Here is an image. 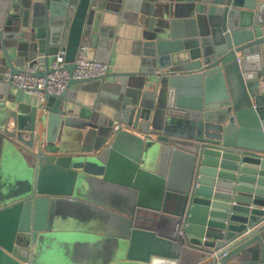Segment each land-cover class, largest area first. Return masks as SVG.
Returning <instances> with one entry per match:
<instances>
[{
    "label": "water",
    "instance_id": "95a60500",
    "mask_svg": "<svg viewBox=\"0 0 264 264\" xmlns=\"http://www.w3.org/2000/svg\"><path fill=\"white\" fill-rule=\"evenodd\" d=\"M129 7L137 71L40 106L4 80L59 50L71 74L81 44L99 60L104 17ZM263 23L264 0H0V264H69L64 212L100 205L118 236L95 264H264ZM97 183L127 194L105 204Z\"/></svg>",
    "mask_w": 264,
    "mask_h": 264
},
{
    "label": "crops",
    "instance_id": "0c3cea01",
    "mask_svg": "<svg viewBox=\"0 0 264 264\" xmlns=\"http://www.w3.org/2000/svg\"><path fill=\"white\" fill-rule=\"evenodd\" d=\"M132 7V6H131ZM122 15L119 16L117 13L107 14L101 25L102 26H111L114 27L113 38L111 41V36L109 38V42L107 46H104L99 53L100 59L98 61H102L108 64V54L112 49V54L110 56L109 62V70L108 73H124V72H133L137 71L140 65V59L143 49V41L141 38L142 27L140 25L139 17L135 13L133 8L124 9L121 11ZM259 32V31H258ZM87 54L89 58L96 59L97 50L96 46H87ZM97 60V59H96ZM51 63V62H50ZM113 80V78H109L108 80ZM85 87H91V84L85 85ZM78 86L71 87V90L76 91V101L89 105L92 102V97L94 94H91V99L89 100V94L83 92L81 90H76ZM20 92L17 90V93ZM72 93V92H71ZM23 100L30 104H37L40 106V102L38 101L37 97L34 95L22 93ZM71 105V104H70ZM182 175V170L180 168L175 170L174 177L179 179ZM89 195L94 198H99L100 201L103 199L106 200L107 197H112L113 195L118 196L116 199H120L122 194H127L125 190L121 188H113L109 184L97 183L94 184L91 189H88ZM113 194V195H112ZM121 195V196H120ZM122 198V197H121ZM103 203H108L103 201ZM108 205V204H107ZM102 210H95L91 209L86 214L87 216L83 219L79 220V222H84L88 218L87 225H80L81 229L86 228L89 230L87 233H94L95 229H97V233L99 239L103 236H100V233L103 234H110L112 230L110 226V214H109V207H103V205L99 206ZM70 212L72 209L69 210ZM111 211V210H110ZM77 213L78 218H81L85 213L84 211H74ZM98 216V220L96 221V217ZM100 217V218H99ZM105 217V220L102 221V218ZM81 224V223H80ZM94 236V234H92ZM91 238L80 239L73 242V246H70L74 251L73 263L72 264H95L97 263L98 253H103L105 247L102 244V241L96 239L92 236ZM112 238V236L110 237ZM103 247V248H101ZM103 249V250H102Z\"/></svg>",
    "mask_w": 264,
    "mask_h": 264
},
{
    "label": "built area",
    "instance_id": "2783aa9c",
    "mask_svg": "<svg viewBox=\"0 0 264 264\" xmlns=\"http://www.w3.org/2000/svg\"><path fill=\"white\" fill-rule=\"evenodd\" d=\"M257 32L264 37V23L259 25ZM64 53V50L56 53L45 75H38L44 71L42 65L27 63L15 75L6 72L4 80L10 81L18 91L36 96L40 104H43L48 97L60 95L70 79L96 78L105 75L109 70L107 63L89 58L87 47L82 45L77 50L75 67L70 74L65 68Z\"/></svg>",
    "mask_w": 264,
    "mask_h": 264
},
{
    "label": "rangeland",
    "instance_id": "374dc122",
    "mask_svg": "<svg viewBox=\"0 0 264 264\" xmlns=\"http://www.w3.org/2000/svg\"><path fill=\"white\" fill-rule=\"evenodd\" d=\"M85 194L88 197H92L91 195H89V193L87 191H85ZM111 198L112 197H107L106 200L103 199L102 201H106V202L109 203L111 201ZM68 208H69V206L66 207V210ZM74 211H84L85 214L83 216H81V218H78L77 215H75L77 213H74ZM88 211H91V209H89L86 206L85 207L84 206H82V207L80 206V207H77L76 209L73 208L71 212L70 211L64 212L65 213V216H64V221H63V227H62V229L64 230V233L67 236L66 237H63L62 238L63 240H61V241L64 242L66 240V242H68L67 245H69V246H67V248L65 250L66 252H65L64 256L66 257V259H68L69 264H72L73 263V257H74V251L70 247V244L73 242L74 239H78V240L80 239V237L78 238V236L76 234H77V232H79L80 230H82L81 227H80V225H82V224L83 225H87L88 224V218L86 220H84V222H79V220H81L84 217H86L87 216L86 214L88 213ZM97 220H98V217H96V221ZM104 220H105V217L102 218V221H104ZM72 232L74 233V237L68 236L69 233H72ZM111 232H113V231H111ZM99 234H100V236H103L100 239L102 241L103 246L105 247V249H104V251H103L102 254L105 255L106 257H109V255H110V259L112 260V262H114L115 259H113V249L114 248L116 249V245L114 244L115 238H113V237H114V235H117V234L116 233H113V234L112 233H110V234H107V233L106 234H103V233H100V232H99ZM84 236H85V234L83 233L82 234V237H84ZM86 236H85V238H87ZM111 236H112V238H111V244H110L109 241H110V237ZM85 241H88V240L86 239ZM101 248H103V247H101ZM111 255H112V258H111ZM114 264H117V263H114Z\"/></svg>",
    "mask_w": 264,
    "mask_h": 264
}]
</instances>
